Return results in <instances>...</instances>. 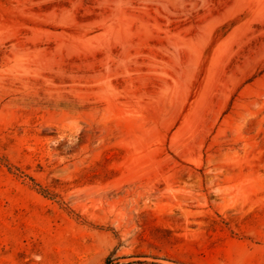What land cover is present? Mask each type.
Masks as SVG:
<instances>
[{"label":"rangeland","instance_id":"obj_1","mask_svg":"<svg viewBox=\"0 0 264 264\" xmlns=\"http://www.w3.org/2000/svg\"><path fill=\"white\" fill-rule=\"evenodd\" d=\"M0 264H264V0H0Z\"/></svg>","mask_w":264,"mask_h":264},{"label":"trees","instance_id":"obj_2","mask_svg":"<svg viewBox=\"0 0 264 264\" xmlns=\"http://www.w3.org/2000/svg\"><path fill=\"white\" fill-rule=\"evenodd\" d=\"M106 263H108V261H106Z\"/></svg>","mask_w":264,"mask_h":264}]
</instances>
